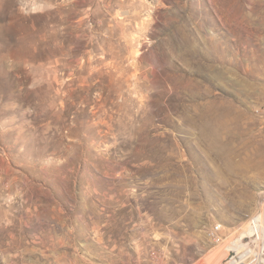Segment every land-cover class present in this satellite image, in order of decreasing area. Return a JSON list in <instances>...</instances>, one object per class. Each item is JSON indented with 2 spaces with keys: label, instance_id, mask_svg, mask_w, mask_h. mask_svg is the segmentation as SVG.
I'll list each match as a JSON object with an SVG mask.
<instances>
[{
  "label": "rangeland",
  "instance_id": "obj_1",
  "mask_svg": "<svg viewBox=\"0 0 264 264\" xmlns=\"http://www.w3.org/2000/svg\"><path fill=\"white\" fill-rule=\"evenodd\" d=\"M263 204L264 0H0V264H233Z\"/></svg>",
  "mask_w": 264,
  "mask_h": 264
},
{
  "label": "built area",
  "instance_id": "obj_2",
  "mask_svg": "<svg viewBox=\"0 0 264 264\" xmlns=\"http://www.w3.org/2000/svg\"><path fill=\"white\" fill-rule=\"evenodd\" d=\"M263 215H264V204H263ZM222 231V226H215L211 229L209 236L218 241L220 238V233ZM262 236H258L257 238L251 237L249 238L240 249L243 248V257L244 261H239L237 258H233V264H247L246 262L249 260V264H260L252 260L253 257L261 258L264 257V232L260 234ZM237 255V254H236ZM239 256V255H237Z\"/></svg>",
  "mask_w": 264,
  "mask_h": 264
},
{
  "label": "bare ground",
  "instance_id": "obj_3",
  "mask_svg": "<svg viewBox=\"0 0 264 264\" xmlns=\"http://www.w3.org/2000/svg\"><path fill=\"white\" fill-rule=\"evenodd\" d=\"M241 248V247H240Z\"/></svg>",
  "mask_w": 264,
  "mask_h": 264
}]
</instances>
